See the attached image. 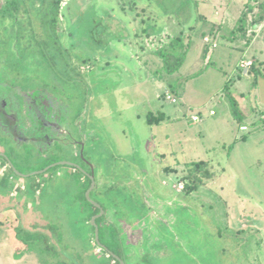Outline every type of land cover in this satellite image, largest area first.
Wrapping results in <instances>:
<instances>
[{
    "label": "rangeland",
    "instance_id": "rangeland-1",
    "mask_svg": "<svg viewBox=\"0 0 264 264\" xmlns=\"http://www.w3.org/2000/svg\"><path fill=\"white\" fill-rule=\"evenodd\" d=\"M7 1L0 0V14ZM43 1L42 12L49 13L45 0L13 1L21 21L17 28L3 19L0 71H17L28 84L56 78L59 88L39 97L51 103L49 113L63 117L51 122L57 132L49 128V139L37 142L35 151L40 149L43 159L28 156L23 147L17 151L0 135V153L15 168L6 163L0 172V264H108L113 255L102 254L95 226L100 245L123 253L128 264H144V255L151 264H264V126L240 141L238 126L228 117L233 105L247 116L243 123L264 113V79L254 83V75L237 67L242 58L264 61V21L249 30L255 33L247 34V47L240 40L227 42L241 11L252 5H242L247 0H153L152 6L147 0H64L56 41L45 36L35 15ZM255 2L251 20L262 14L258 5L264 0ZM158 4L163 15L152 9ZM148 16L164 24V36L178 35V22L189 26L193 18L190 49L171 76L161 71L142 34ZM204 43L211 52L205 62L200 59ZM131 47L148 53L136 59ZM222 51L227 57L219 60ZM137 62L144 65L142 72L136 71ZM0 100L6 112H17L9 109L17 105L12 95L0 93ZM24 112L21 133L27 128ZM46 142L72 144L75 151L68 146L48 151ZM59 162L78 166L47 169ZM189 169H197L190 172L193 187L187 184ZM90 172L95 185L85 201L98 204L102 216L92 215L94 209L82 201ZM94 216L99 217L93 226ZM124 225L132 227L125 231Z\"/></svg>",
    "mask_w": 264,
    "mask_h": 264
},
{
    "label": "trees",
    "instance_id": "trees-1",
    "mask_svg": "<svg viewBox=\"0 0 264 264\" xmlns=\"http://www.w3.org/2000/svg\"><path fill=\"white\" fill-rule=\"evenodd\" d=\"M13 1L14 0H8L7 4L5 5L4 10H3V12H5V14H7L10 18H13V14H12L13 12H15V13L19 12V9H20V7L17 8V6L12 5ZM63 1L64 0H45V2L47 3L46 6L49 8V11H50L49 13L46 11L42 12V10H44V8H43V6L45 4L44 1L39 4V7L35 6V8H38L37 14H35V15L38 16L40 19V24L44 30L45 36L49 33L50 38L54 39V37H55L56 41H58V32H57L58 17H59V13H60L61 4L63 3ZM151 2H153V0H147L148 5H150ZM255 3H256L255 0H247L245 5L250 4L252 6H250L248 8V10L244 9L243 11H241L240 16L236 20L233 29L230 31V34L227 37V42L231 43V42H234L235 40H240V41H243V43L246 47L249 45V39L247 37L250 35V32L255 33V31H253V30L249 31V30L261 26L263 21H264V4H261V3H259L258 7L261 8L262 14L255 20L250 19L251 18L250 17L251 12L253 11ZM152 5L153 4H151L150 6H152ZM158 6H159V10L156 9ZM158 6H153L152 9H154L156 12H159L160 15H163L162 6L160 4H158ZM193 22H194L193 18H191V21H189V26H188V24L183 25V24H179V22H178V25H180V27H181V29L179 30L180 33L178 35H174V36H164L163 35V29L165 27L163 26L164 25L163 23L157 22L155 19L152 18V16H148L146 20H143V24H144L143 26L144 27L142 28V34H143V36L146 37V39H145L146 44L149 46L152 55H154L155 57H157L160 60L161 65H162L161 71L164 72L165 74L171 76L172 74L176 73L179 70V68L181 67V65L183 64L184 57L186 56L187 52L189 51L190 46H191V42H192L191 36L189 34H190V31L192 30V23ZM215 34L216 33H214V35ZM247 34H249V35H247ZM161 37L167 38V40L164 41V39H163L159 44L153 43L155 38L159 40ZM210 44H212V42ZM210 44L204 43V48L202 50V54L200 55V59L203 60V62L206 60V57H207L208 53L210 52V50H209ZM241 70H243V69H241ZM247 73L249 75L250 74L254 75V77L252 76L254 83H255L256 79L259 77L264 79V64L261 62H252L250 67L247 69ZM190 78L191 77H188L187 80ZM231 114L239 125L244 124L243 119L245 117L242 114V112L238 109L237 105L231 106ZM154 121H155L154 117L150 114L148 116V122L150 124H152ZM251 133L252 132L247 133L243 138L244 139L247 138ZM199 168L200 167L198 166L197 169H199ZM197 169H189V172H188V176H187L188 183L187 184L191 185L192 187L195 185L196 182L193 183L190 172L192 170L195 171ZM86 182H87V186H86V189L84 190L85 193L91 184V181L89 180L88 177L86 178ZM82 201L87 203V201H85L84 195L82 196ZM89 206L91 207L92 210L94 209L92 215L96 214L99 211L92 204H90ZM31 236L27 235L25 237L26 238L25 242L28 246L32 243ZM39 239H40V241H39ZM35 240H38L42 244L43 250L46 249L45 245L43 244V241H45V239L42 240L39 237V235H37ZM105 248L107 251L102 249L103 255H105V252H111L112 255L119 257L120 260H122L124 262V264H128L127 258L122 252H121L122 254L118 255L115 252H112L107 247H105ZM108 259H109L108 264H119V261H117L115 258H113L111 256H109ZM141 261L144 264H151L150 261L147 259L146 255H144L141 258Z\"/></svg>",
    "mask_w": 264,
    "mask_h": 264
},
{
    "label": "flooded vegetation",
    "instance_id": "flooded-vegetation-1",
    "mask_svg": "<svg viewBox=\"0 0 264 264\" xmlns=\"http://www.w3.org/2000/svg\"><path fill=\"white\" fill-rule=\"evenodd\" d=\"M4 10V9H3ZM61 11V10H60ZM28 15V25L32 26L33 23V18H32V13H30V10L24 11ZM13 18H10L5 12H2L0 15L2 18H0V32L4 28V22L3 19L9 20L11 26H17L18 23L21 21L20 13L19 12H13ZM19 26V25H18ZM17 26V28H18ZM59 34V33H58ZM60 37V36H59ZM59 38V42H60ZM62 45V43L60 42ZM18 56H16L17 60ZM1 60V58H0ZM0 65L3 67V63L0 62ZM3 73L0 71V77L5 75V78L3 81H0V93L1 94H6V95H12L16 102L17 105L8 107L9 109H16L17 112L14 113H8L6 112V109L4 107V103L0 100V127H4L6 129L5 132L0 129V135H5L6 139H9L14 147H16L17 151H20V149L23 147L24 149H29V155H34L37 158H42L40 156V149L37 151V142L42 140H48L49 137L45 133L49 131H54L55 130V123H51L53 120L57 121L58 117H63L61 115H56L57 112H54L52 115L49 113L52 110V105L51 103L47 100V98H41L39 97L40 95H46L44 94L43 91H46L45 93L48 94H53L50 90L53 88L58 89L59 84L56 78L52 77V80L48 79H41L42 83L38 80V78H34L33 82L29 83L30 86L26 81L23 80V77L17 72V71H10V72H5L2 69ZM31 77H29L30 79ZM47 81H50V84H47ZM39 88V92L36 91V89ZM29 91L33 92V98L30 97ZM42 93V94H41ZM65 104H69L68 100L62 99ZM30 104L31 109L28 108L27 106ZM47 104V106H46ZM27 109V110H26ZM47 109V110H46ZM25 111V112H24ZM30 111H32V114H30ZM23 113V121L27 128H25L22 133L20 131V125L18 122H20V117L19 113ZM62 112V110L58 111ZM36 123V125H35ZM54 127V128H53ZM49 128H51L49 130ZM51 131V132H52ZM43 135V136H40ZM8 142V141H7ZM47 143V150H51L53 146H58L61 148V146H68L70 147L71 151L74 150V145L72 144H59L57 142H46ZM78 143V142H75ZM71 145V146H69ZM1 154V153H0ZM19 154V152H17ZM5 155V153H4ZM7 155V154H6Z\"/></svg>",
    "mask_w": 264,
    "mask_h": 264
},
{
    "label": "crops",
    "instance_id": "crops-1",
    "mask_svg": "<svg viewBox=\"0 0 264 264\" xmlns=\"http://www.w3.org/2000/svg\"><path fill=\"white\" fill-rule=\"evenodd\" d=\"M246 2H243L242 3V5H244ZM215 11L214 12H216V9H214ZM209 21V20H208ZM211 42H212V44L215 42V41H213V40H211ZM210 42V43H211ZM253 43V42H252ZM215 44H216V47H217V43L215 42ZM252 45V44H251ZM250 45V46H251ZM249 46V47H250ZM249 47H248V49H249ZM144 49V48H143ZM134 51L135 53H136V56H135V58L137 59V58H139L140 56H143V54H146L147 55V53H142L140 50L139 51H137L134 47H131L130 48V51ZM145 50H148V48H146ZM149 50H150V48H149ZM246 50V49H245ZM215 51V50H214ZM210 54H211V52H209ZM210 54H208L207 55V57L209 56L210 57ZM230 54V53H229ZM130 55H131V53H130ZM207 57H206V60L205 61H207ZM227 57V55L225 54V52L224 51H222L221 53H219L218 55H217V59H219V60H223V59H225ZM121 59V58H120ZM147 61V58H145V60H143L142 61V63L143 62H146ZM204 61V62H205ZM242 62H250V63H252V62H261V63H264V61H260V60H255V59H246V58H242V59H240L239 61H238V64H237V67H239V68H241V69H243V70H241L244 74H248L247 73V70L246 69H244V68H242L241 67V63ZM139 64V62H137V65H135V69H136V71H139V72H142V69H143V64ZM207 64H208V62H207ZM143 65V66H142ZM144 73V72H143ZM249 75V74H248ZM141 76H142V74H141ZM211 112H213V111H210V113H209V115L210 116H214L215 114L213 113V114H211ZM260 113V112H259ZM257 114V116H258V118L256 119V120H254L253 122H250L249 124H247V123H244V124H242V125H245V126H247V127H249V128H251L250 129V132H252V133H255V132H258V129L260 128V127H263L262 126V124H261V119H260V117L262 116V115H264V113H260V114ZM193 117V116H192ZM199 117V116H198ZM228 117H231L232 118V120L233 121H235V124L238 126V128H239V126H241V125H239L238 123H237V121L233 118V116H229L228 115ZM200 118V117H199ZM247 118V116H245V119ZM260 121V122H259ZM259 122V123H258ZM260 126V127H259ZM260 131V130H259ZM251 133V134H252ZM246 134L244 133V132H240L239 131V129H238V131H237V136H236V138H238L240 141H245L247 138H243L244 136H245ZM237 140V139H236ZM239 140H237V141H239ZM79 146H80V144H79ZM4 159V158H3ZM2 161V158L0 157V162ZM4 161V160H3ZM6 160L2 163V165H0V172H2L3 170H5V168H6ZM13 165V164H12ZM14 167V166H13ZM7 168H11L9 165H8V163H7ZM12 169V168H11ZM164 171V170H163ZM28 175V174H27ZM164 185H165V183H163ZM173 188V187H172ZM174 189V188H173ZM176 190V189H175ZM177 191V190H176ZM175 191V192H176ZM103 215V214H102ZM154 224H157V222H155ZM124 229H125V231H128V229L130 228V227H132V226H129V225H124V226H122ZM135 230V233H137V230H139V228H135L134 229ZM152 230V228H150L149 226H148V228H147V231L150 233V231ZM127 234V233H126ZM157 237V236H156ZM129 238V237H128ZM128 243H130V238H129V240H128ZM166 246V244H164L163 243V241H162V247H165ZM147 254V253H146Z\"/></svg>",
    "mask_w": 264,
    "mask_h": 264
},
{
    "label": "water",
    "instance_id": "water-1",
    "mask_svg": "<svg viewBox=\"0 0 264 264\" xmlns=\"http://www.w3.org/2000/svg\"><path fill=\"white\" fill-rule=\"evenodd\" d=\"M91 38H93V37H91ZM0 157H1V158H4V159L7 161V163L9 164V166L12 168V170L15 171V168L13 167L12 163L8 160V158H7L4 154H0ZM56 166H68V167L77 168L78 165H73V164H71V163H62V162H59V163H57V164H53V165L49 166L47 169L52 168V167H56ZM47 169H46V170H47ZM88 176H89V180L91 181V184H90L89 190L86 191L85 198L89 200V195H90L91 191L94 189V185H95V184H94V176H93L92 172H90V174H89ZM21 177L26 178V177H28V175H21ZM91 204H92L95 208H97V209L99 210V212H101L100 215L102 216L103 211L101 210L100 206H99L98 204L94 203V202H91ZM98 217H99V216H94V217H92L90 223H91L93 226L95 225V219H97ZM94 230H95V231H94V232H95V234H94L95 241L97 242V244H98V246H99L100 248L104 249V248L100 245V243H99V241H98V227L95 226ZM104 250H105V249H104ZM105 251H106V250H105ZM113 257H114L117 261H119V264H124V262H123L122 260H120L119 257L114 256V255H113Z\"/></svg>",
    "mask_w": 264,
    "mask_h": 264
},
{
    "label": "built area",
    "instance_id": "built-area-1",
    "mask_svg": "<svg viewBox=\"0 0 264 264\" xmlns=\"http://www.w3.org/2000/svg\"><path fill=\"white\" fill-rule=\"evenodd\" d=\"M206 40H207V39H206ZM250 65H251L250 62H242V63H241V67L244 68V69H246V70L250 67ZM172 102L174 103L175 100H172ZM211 114H213V112H211ZM260 119H261V124L264 126V115H262V116L260 117ZM191 120H192L194 123H196V124H198V123L200 122V119H199L198 116H193V117L191 118ZM238 129H239L240 132H244L245 134H247V133L250 132V129H251V128H249V127H247V126H245V125H241V126H239ZM179 187H180V189H183L182 186H179ZM173 188H176V186L174 185Z\"/></svg>",
    "mask_w": 264,
    "mask_h": 264
}]
</instances>
